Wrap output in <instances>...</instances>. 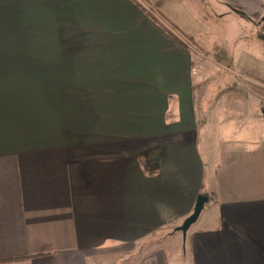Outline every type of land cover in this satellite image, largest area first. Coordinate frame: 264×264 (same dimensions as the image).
Masks as SVG:
<instances>
[{
  "label": "crops",
  "instance_id": "0c3cea01",
  "mask_svg": "<svg viewBox=\"0 0 264 264\" xmlns=\"http://www.w3.org/2000/svg\"><path fill=\"white\" fill-rule=\"evenodd\" d=\"M245 2L229 0L254 14ZM167 8L0 0V264H167L158 246L145 255V243L170 235L158 230L179 225L198 194L207 200L184 236L189 264H264V95L249 85L264 87V72L232 70L243 89L234 111H248V124L236 122L232 157L204 191L194 141L201 50L149 16L177 26ZM33 84L46 93L35 108ZM162 141L159 170L147 176L138 149Z\"/></svg>",
  "mask_w": 264,
  "mask_h": 264
},
{
  "label": "rangeland",
  "instance_id": "374dc122",
  "mask_svg": "<svg viewBox=\"0 0 264 264\" xmlns=\"http://www.w3.org/2000/svg\"><path fill=\"white\" fill-rule=\"evenodd\" d=\"M156 1L168 7L170 19L178 27L174 26L175 29H173L172 24L171 26L162 20L159 21L182 39L185 33L201 50L199 55L204 66L201 67L202 65H199L197 61L194 68L196 82L194 104L197 120L194 141L204 162V191H210L209 188H216L215 176L218 164L222 162L223 157L226 159L232 157L234 145L233 141L228 139L239 131H236V122L237 125L240 120L248 124L249 117L242 115L248 111L243 109L234 111L233 103L240 105L239 100L234 99H237L236 96L243 91L235 84L238 82L235 73L241 67H245L249 72H264V0H249L248 6L252 8L256 5L255 12L251 9L254 14H247L248 12H245L242 6L230 5L229 0H184L189 6L188 11L184 10L176 0L174 1L179 4L178 7H174L172 3ZM153 5L158 4L153 3ZM49 41L55 43L51 37ZM49 44L52 46L51 43ZM45 52L55 54L51 50ZM17 54L21 57L22 52ZM35 57L39 59L34 52ZM55 61V57H50L51 64ZM255 72L249 75L255 77L258 75ZM55 85V83L49 84L48 91V99H53L54 103L56 102ZM44 96L46 93L33 84L34 108L44 101ZM28 104L30 103L19 106L17 110H24ZM243 130L242 128L241 131ZM153 145L143 146L144 148L141 147L138 150L143 149L140 152L145 154L147 159L154 160L161 149L160 146ZM240 149L243 150V148ZM160 155H158L159 159ZM209 214L210 210L204 209L196 224ZM174 227L173 232L161 240L147 241L145 250L158 246L165 251L167 264H189V258L185 255V237L180 230H174ZM131 262L132 259L123 263H118L116 259L113 261L114 264H130Z\"/></svg>",
  "mask_w": 264,
  "mask_h": 264
},
{
  "label": "trees",
  "instance_id": "16d2710c",
  "mask_svg": "<svg viewBox=\"0 0 264 264\" xmlns=\"http://www.w3.org/2000/svg\"><path fill=\"white\" fill-rule=\"evenodd\" d=\"M149 16L154 20V21H156L158 24H160L168 33H170L171 35H173L174 37H176V34H174L170 29H168L163 23H161V21H159V19H157L154 15H152V14H150L149 13ZM170 22V21H169ZM171 23V22H170ZM172 24V23H171ZM173 26H175L174 24H172ZM174 29V28H173ZM177 38V37H176ZM179 41H180V39L179 38H177ZM181 42V41H180ZM250 86H251V88L253 89V90H255L256 92H258V93H260V94H262V95H264V87H262V86H260V85H258V84H253V83H250L249 84ZM165 143H167L166 141H162V144L161 143H159V144H157V145H154V147H159L160 146V149H161V151H160V153L159 154H162V152H163V149H164V146H165ZM158 154V155H159ZM158 155H157V157H156V159H147L146 158V155L145 154H143L142 152H139V153H137L136 154V157H137V159H138V162H139V164H140V166H141V168H142V170H143V172H144V174L145 175H147V176H152V175H155V174H157V172H158V170H159V158H158ZM161 156V155H160ZM167 228H170V232H172V226L171 227H162V228H160L158 231H160V232H158V233H161V232H164V233H166V229ZM151 251H153L152 250V248L150 249V250H146L145 251V255L146 254H148V253H150Z\"/></svg>",
  "mask_w": 264,
  "mask_h": 264
},
{
  "label": "water",
  "instance_id": "95a60500",
  "mask_svg": "<svg viewBox=\"0 0 264 264\" xmlns=\"http://www.w3.org/2000/svg\"><path fill=\"white\" fill-rule=\"evenodd\" d=\"M206 200H207L206 195L198 194L196 197L192 212L188 216H186L179 225L175 226L174 230H180L183 234V237H184L188 227L190 226V224L197 219V217H198V215H199V213H200V211L204 205V202Z\"/></svg>",
  "mask_w": 264,
  "mask_h": 264
}]
</instances>
